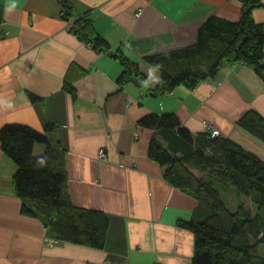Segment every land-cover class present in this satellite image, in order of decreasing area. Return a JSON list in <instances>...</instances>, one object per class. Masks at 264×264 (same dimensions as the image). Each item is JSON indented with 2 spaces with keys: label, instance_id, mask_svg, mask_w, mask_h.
I'll use <instances>...</instances> for the list:
<instances>
[{
  "label": "crops",
  "instance_id": "obj_1",
  "mask_svg": "<svg viewBox=\"0 0 264 264\" xmlns=\"http://www.w3.org/2000/svg\"><path fill=\"white\" fill-rule=\"evenodd\" d=\"M74 18L61 16L59 0H0V128L21 124L42 132L56 126L65 149L67 193L75 206L109 218L101 249L57 241L50 246L44 219L22 211L14 191V162L0 143V264H190L192 233L180 227L196 206L171 186L164 167L148 157L154 130L138 120L174 113L191 133L209 124L264 160V142L236 122L249 110L264 117V81L250 66L224 62L218 74L194 89L151 94L159 71L143 57L194 43L214 15L238 21L240 0H71ZM252 16L264 23V0ZM14 5V6H13ZM138 9L141 14L135 16ZM88 16L108 46L98 50L71 31ZM123 55L149 79L118 91ZM151 90V91H150ZM34 99H32V97ZM104 149L106 159L98 157ZM45 150L33 147L35 156ZM26 203V202H25ZM27 204V203H26ZM55 240V239H53Z\"/></svg>",
  "mask_w": 264,
  "mask_h": 264
},
{
  "label": "trees",
  "instance_id": "obj_2",
  "mask_svg": "<svg viewBox=\"0 0 264 264\" xmlns=\"http://www.w3.org/2000/svg\"><path fill=\"white\" fill-rule=\"evenodd\" d=\"M59 1L62 18H74L71 0ZM240 2L238 21L211 15L199 26L194 43L143 57L159 71L151 94L164 95L179 86L194 89L215 77L224 62L250 66L264 81V23L252 16L253 8L262 2ZM70 31L98 50L108 49L86 15L74 19ZM115 57L122 71L116 81L118 91L106 104L123 95L126 83L141 85L149 80L138 63L121 54ZM236 123L264 142V117L259 113L246 111ZM137 124L154 130L148 157L164 167L165 180L196 201L191 217L177 222L194 237L190 264H264L260 252L264 246V160L229 138L210 137L207 130L191 133L174 113H150ZM0 143L16 165L12 182L16 195L24 201L22 211L42 217L49 236L56 241L103 248L109 218L101 210L72 203L67 193L66 152L56 126L47 124L39 132L26 125L7 124L0 128ZM36 143L45 147L39 156L33 154ZM228 187L236 195L248 197L249 202H239L230 210L221 198L222 189Z\"/></svg>",
  "mask_w": 264,
  "mask_h": 264
},
{
  "label": "rangeland",
  "instance_id": "obj_3",
  "mask_svg": "<svg viewBox=\"0 0 264 264\" xmlns=\"http://www.w3.org/2000/svg\"><path fill=\"white\" fill-rule=\"evenodd\" d=\"M232 194H231V192ZM221 198L224 202L227 203L230 210H235L236 206H238L239 202H249V198L242 195L238 196L233 192V190L228 187V189L223 188L221 192ZM255 206H253L254 208ZM260 252L264 254V246H260Z\"/></svg>",
  "mask_w": 264,
  "mask_h": 264
},
{
  "label": "built area",
  "instance_id": "obj_4",
  "mask_svg": "<svg viewBox=\"0 0 264 264\" xmlns=\"http://www.w3.org/2000/svg\"><path fill=\"white\" fill-rule=\"evenodd\" d=\"M141 14V9H138L135 13V16H139ZM206 129L208 132H209V136L210 137H217V136H220V132L218 129H216L215 127H213L212 125H205ZM98 157L100 159H106V155H105V151L104 149H100L98 151ZM46 239V242L52 246L54 245L57 241L56 240H53V239H49V238H45Z\"/></svg>",
  "mask_w": 264,
  "mask_h": 264
},
{
  "label": "clouds",
  "instance_id": "obj_5",
  "mask_svg": "<svg viewBox=\"0 0 264 264\" xmlns=\"http://www.w3.org/2000/svg\"><path fill=\"white\" fill-rule=\"evenodd\" d=\"M14 6V5H13Z\"/></svg>",
  "mask_w": 264,
  "mask_h": 264
}]
</instances>
